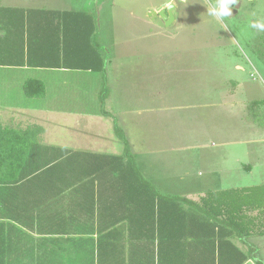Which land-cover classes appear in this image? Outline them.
Instances as JSON below:
<instances>
[{
  "label": "crops",
  "instance_id": "1",
  "mask_svg": "<svg viewBox=\"0 0 264 264\" xmlns=\"http://www.w3.org/2000/svg\"><path fill=\"white\" fill-rule=\"evenodd\" d=\"M61 1L0 0V157L7 155L8 161L18 158L15 153L8 152L21 145L18 137L10 135L9 131H24L32 126L43 128L39 142L32 144L35 151L26 164L16 167L15 171L8 168L0 171V177L18 179L9 183L4 193L5 208L16 215L17 220L9 219L0 227V264H89L93 246L90 242L96 241V235L90 234L96 225V221L90 220L92 204L97 210V205L105 204L110 208L115 202L113 180L116 174L105 173L98 165L104 162L105 155L122 154L114 145L113 118L102 113L95 96L102 74L95 70L68 68L82 65V57L69 54L61 67L29 62V51L31 56L40 57L35 44H39L36 38L41 34H48V43L55 44L62 30L59 29L62 18L73 20L76 12L90 14L96 24V40L105 57L104 47L97 39L96 9L107 2L132 16L128 29L133 38L124 45H116L115 59L106 60L110 93L105 105L111 101L109 111L125 130L129 123L132 129L145 131L154 113L158 112L161 116L168 114V119L161 121L164 132H192L197 135L195 139L200 146L206 145L203 140H207L209 134L223 132L217 126L219 113L225 117L226 126L227 122L231 126L230 119L235 116L248 136L250 131L264 130V125L250 119L251 100L241 82L225 78V83L233 87L219 89L221 84H217L216 56L213 54L217 47L166 43V39L169 41L170 37L179 35V31L172 33L171 28L199 26L198 0H119L118 4L113 0H82L78 8L71 6L72 0L65 4ZM201 1L202 6L210 5V0ZM166 2L176 4L175 19L169 26H159L149 12ZM189 8L196 14L189 13ZM67 12L71 13L68 17ZM118 29L114 25V30ZM237 66L244 69L241 63L235 62L234 67L238 69ZM22 71L34 74L23 75ZM28 79L45 82L44 97H29L25 93L24 83ZM121 89L128 93L126 98L117 91ZM217 94L221 98L219 103ZM260 100L264 98L254 99V103ZM259 105H252L253 112L264 114L263 108H256ZM218 108L223 109L218 113ZM172 116L176 120L171 121ZM221 137L227 141L231 135L224 133ZM132 151L136 156L133 148ZM216 155L211 153L207 161L213 177L226 170L213 166ZM31 161L32 167L28 164ZM44 161L54 165V169L44 175L38 172L24 176L35 162ZM243 165L250 172L255 168L251 163ZM138 166L141 170L139 163ZM185 184L186 193H165L196 200L190 196L199 191V200L208 190L225 189L203 188L202 182L192 179ZM257 236L264 235L253 234L247 238L248 242L254 244L250 239ZM235 242L248 251L249 244L238 239Z\"/></svg>",
  "mask_w": 264,
  "mask_h": 264
},
{
  "label": "trees",
  "instance_id": "2",
  "mask_svg": "<svg viewBox=\"0 0 264 264\" xmlns=\"http://www.w3.org/2000/svg\"><path fill=\"white\" fill-rule=\"evenodd\" d=\"M59 29L62 30L54 45L48 43V34L36 38L40 57L31 56L29 51V62L61 67L69 54L82 57V65L68 68L99 71L102 113L113 118L114 132L124 145L121 155H105L104 162L98 164L99 170L116 174L115 202L110 208L97 205V210L92 204L90 220L96 221V225L90 234L96 235V241L90 242L93 246L89 264H264L258 248L247 240L253 234L264 235V184L208 190L198 201L159 191L143 176L125 130L106 108L110 93L106 59L96 40L94 19L86 12H76L73 20L62 18ZM258 44L264 57V31ZM24 91L29 97H44L46 84L40 79H28ZM261 103L264 100L255 102ZM42 132L41 126L9 131L21 145L8 149L18 156L16 160L8 161L7 155L0 157V171L6 168L15 171L25 165L35 151L33 142H39ZM28 164L32 167L33 162ZM53 169L54 165L45 161L35 162L24 176L38 172L44 175ZM17 180L0 177V227L9 219L17 220L16 215L8 213L4 199L7 185ZM237 239L249 244L247 252L235 242Z\"/></svg>",
  "mask_w": 264,
  "mask_h": 264
},
{
  "label": "rangeland",
  "instance_id": "3",
  "mask_svg": "<svg viewBox=\"0 0 264 264\" xmlns=\"http://www.w3.org/2000/svg\"><path fill=\"white\" fill-rule=\"evenodd\" d=\"M62 1L65 4L68 0ZM81 1L72 0L71 6L78 8L82 4L79 3ZM118 1L113 0L116 4ZM198 3L202 11H199L201 18L199 26L183 25L179 30L171 28L172 33L179 31V35L170 37L169 41L166 39V43L217 47L213 54L216 56V79L219 81L217 84H221L219 89L226 90L229 86L233 87V85L225 83V78L241 82L243 90L251 100L249 103L251 107L250 119L264 125V114L256 111L254 113L253 108L255 107L252 106L255 104L254 99L264 98V57L262 56L263 49L258 44L262 31L249 26L254 20L264 21V0H239L232 10L231 17L223 24L215 22L207 15V7L202 6L201 0H198ZM96 12L97 39L104 47L106 60L110 61L116 57V45H124L125 41L133 38L128 29L132 16L126 10L114 9L107 2L96 9ZM188 12L191 13L192 9L189 8ZM192 13L196 14L195 11ZM114 25L119 27L117 31L114 30ZM138 55H135L136 59ZM235 62L241 63L244 69L235 68ZM252 72H257L255 78L251 75ZM21 73L23 75L34 74L33 71H22ZM21 73L19 72V74ZM137 84L143 86L142 83ZM100 87L101 81L95 92L99 93ZM117 91L122 97H127L128 93L123 89ZM98 93L95 95L97 101H99ZM220 99L217 94V103ZM111 106V101L107 102L108 110H111ZM256 108L264 109V103ZM222 109L218 108V113ZM154 114L152 123L146 127L145 131L132 129L133 127H130L129 123L126 125V130L123 129L136 153L141 172L150 178L162 192L186 193L188 189L185 187L187 186L185 183L190 179L202 182L203 188L213 189L264 182V130L250 131L248 136L235 116L230 119L231 126L228 125V122L226 126L225 117L219 113L217 126L223 132H217V135L209 134L206 137L207 140H203L206 145L200 146L198 139H195L197 135L192 132L185 130L177 133L173 130L164 132L161 121H166L168 114L164 113V116H161L159 112ZM170 120L176 119L172 116ZM111 123L113 124V121ZM112 132L114 145L118 146L116 151L123 153V143L117 138L114 129ZM224 133L231 135L227 141L221 137V135L224 136ZM223 142H225L224 145ZM211 153H217L213 166L226 169L219 175L215 174L216 177H213L210 164L207 162ZM239 160H243V163H251L255 166L254 170L250 172ZM198 192L195 191L190 197L198 200ZM250 240L258 248V255L264 259V249H261L264 247V236L253 237Z\"/></svg>",
  "mask_w": 264,
  "mask_h": 264
},
{
  "label": "clouds",
  "instance_id": "4",
  "mask_svg": "<svg viewBox=\"0 0 264 264\" xmlns=\"http://www.w3.org/2000/svg\"><path fill=\"white\" fill-rule=\"evenodd\" d=\"M238 0H210V5L207 6V15L215 22L223 24L228 18L231 17L232 9L236 7ZM171 4L166 5L170 7ZM253 29L264 31V21L254 20L250 25ZM238 70H243L241 66H237Z\"/></svg>",
  "mask_w": 264,
  "mask_h": 264
},
{
  "label": "water",
  "instance_id": "5",
  "mask_svg": "<svg viewBox=\"0 0 264 264\" xmlns=\"http://www.w3.org/2000/svg\"><path fill=\"white\" fill-rule=\"evenodd\" d=\"M215 2V0H213ZM171 4L170 7H166V5ZM176 8V4L174 2H166L157 8H152L149 12V16L152 20L159 26H169L173 23L174 17V9Z\"/></svg>",
  "mask_w": 264,
  "mask_h": 264
},
{
  "label": "built area",
  "instance_id": "6",
  "mask_svg": "<svg viewBox=\"0 0 264 264\" xmlns=\"http://www.w3.org/2000/svg\"><path fill=\"white\" fill-rule=\"evenodd\" d=\"M256 74H257V72H255V73L252 72V73H251V75H252L254 78L256 77V76H255Z\"/></svg>",
  "mask_w": 264,
  "mask_h": 264
},
{
  "label": "flooded vegetation",
  "instance_id": "7",
  "mask_svg": "<svg viewBox=\"0 0 264 264\" xmlns=\"http://www.w3.org/2000/svg\"><path fill=\"white\" fill-rule=\"evenodd\" d=\"M238 2H239V0H238ZM235 8V7H234Z\"/></svg>",
  "mask_w": 264,
  "mask_h": 264
}]
</instances>
